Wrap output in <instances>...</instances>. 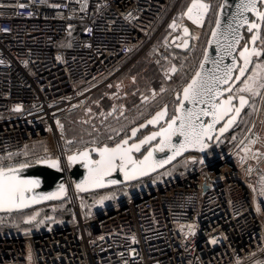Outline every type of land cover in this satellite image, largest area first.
I'll return each mask as SVG.
<instances>
[{
	"label": "built area",
	"instance_id": "2783aa9c",
	"mask_svg": "<svg viewBox=\"0 0 264 264\" xmlns=\"http://www.w3.org/2000/svg\"><path fill=\"white\" fill-rule=\"evenodd\" d=\"M191 2L0 0V157L42 141L44 158L64 164L78 150L67 143L63 119L148 51L174 76L202 32L183 18ZM186 27L191 43L180 53L174 44ZM261 83L264 75L247 127L226 150L198 152L176 176L125 184L99 209L69 189L68 223L47 215L31 230L0 229V264H264ZM9 218L0 215V224Z\"/></svg>",
	"mask_w": 264,
	"mask_h": 264
},
{
	"label": "snow or ice",
	"instance_id": "6c2138e0",
	"mask_svg": "<svg viewBox=\"0 0 264 264\" xmlns=\"http://www.w3.org/2000/svg\"><path fill=\"white\" fill-rule=\"evenodd\" d=\"M219 7L223 10L225 5L221 4ZM262 9H264V0H240L236 5V11L228 19L224 31L220 30L221 20L219 15L217 16L216 27L212 29L211 33L212 39L208 41L209 45L213 41L217 43V59L212 61L214 67L205 69V64L209 59L207 49H205L204 59L200 62L199 69L183 87L182 97L177 96L178 103L175 114L170 119H165L167 116L165 107L164 110L158 111L152 119L147 121L148 124L156 126L163 120L166 126H161L158 131L151 132L138 142L129 143V140L136 137L139 131L138 128H133L131 137L121 139L114 146L108 144L102 147L94 146L67 155L66 160L69 167L81 164L87 170L84 180L77 184V190L87 191L90 188L115 185L119 183L117 179H107L115 172H119L125 181L136 180L170 163L189 149L202 152L208 147L207 142L213 139L216 125L225 117H229L227 122L219 128V135L215 138L219 139L220 136H223L236 122L241 110L248 103L243 93L257 94V79L264 75V10ZM209 10V4L203 3L201 0H192L183 15L187 16L193 24L202 26L205 14ZM245 13H251L256 17V20H250ZM170 27L175 28V22ZM244 27L250 34V40H247L241 32ZM184 34L188 35L187 28H184ZM258 40L260 41L259 48L256 47ZM241 41H244L242 48L240 47ZM249 43L252 45L251 48L248 46ZM183 46L188 47L186 40L183 42ZM236 51H239V60L243 62L242 65L238 64L237 57L233 54ZM225 56H231L232 63L222 66ZM250 65H252L251 69H249ZM249 70L252 74L242 80ZM171 71L175 72L176 68L173 67ZM235 72L239 74L236 75ZM235 81L241 82L243 86L234 88L232 82ZM259 87L264 88V83H261ZM225 92L228 93V96L226 99H222ZM234 93L239 94V107H235L233 104L234 99L237 98ZM13 111H21L20 106L14 107ZM203 117H211V120L205 122ZM57 124L59 125V121ZM145 126L141 124L140 128ZM174 137L180 139L174 143ZM153 141L158 142L153 144ZM67 143L70 144L72 141ZM145 145L148 147L142 153L141 149ZM165 149L171 152L165 159L154 157L155 153H163ZM92 153H95V157ZM134 153H141L142 158H135ZM14 155L17 154L9 152L7 157H0V211L12 212L25 209L44 200L58 199L64 194L65 188L61 184L58 186L59 191L57 192L35 195L34 190L40 186V180L23 178L20 173L23 169L30 167V163L28 161L19 164L12 163ZM5 160L9 162L5 163ZM36 163H44L49 168L63 171L59 159L43 158L38 159ZM261 193L264 194V187H262ZM110 198L109 196L102 197L100 202ZM33 220H35V216H30L24 222L31 223ZM188 229L190 235L195 234L192 225H189ZM210 243L215 244L216 240L212 239Z\"/></svg>",
	"mask_w": 264,
	"mask_h": 264
},
{
	"label": "trees",
	"instance_id": "16d2710c",
	"mask_svg": "<svg viewBox=\"0 0 264 264\" xmlns=\"http://www.w3.org/2000/svg\"><path fill=\"white\" fill-rule=\"evenodd\" d=\"M205 1H208L207 3H210V11H208V13L206 14V20H205L206 21L205 26L207 27L206 31L208 33V31L211 29V27L214 23L217 7L219 5L220 0H205ZM187 4H188V1H186L184 3L183 7H186ZM243 36L246 39L248 37V35H246V34ZM206 37L204 38L203 42H206V40H207ZM242 42H244V41H242ZM204 46L205 45L203 43L199 53L196 52V54H199V56L196 57L194 61H191V62L189 61L191 63V64L188 63L189 65L187 66V67L190 66L189 69H185V71L183 73L179 74L178 76L176 75L177 76V77L175 76L176 78L174 77V79L172 81L173 85L171 84V86L172 87L174 86L175 89L171 93V97H170V100L174 101V103L172 104L169 102L171 107L167 106L168 115L173 114L174 106L177 103V101L175 99V94L177 92L181 91V89L188 82L189 78L192 76V74L195 71V69L198 65V62L201 58ZM153 55L154 54L152 51H148V52L144 53L143 55H141L139 57V60L137 62L133 63L127 70L125 69L122 74H124V72H125V74L130 73L131 75H136V77H137V79L141 85H143V84L146 85L149 83L153 84L158 78L157 72L154 69L153 65L150 62H148V59L152 58ZM136 96H138L137 93H136ZM90 101H89V103H90ZM136 102L137 101H134L133 103H136ZM251 103L253 104V100H251ZM251 103L248 107L247 113L245 115H243L241 117V119L239 120V122L237 123V128H236L234 135H233V137H235V139H237L242 134V132L245 130V128L247 127V124L249 122L251 112H252L251 111L252 110V104ZM105 104H109V103L105 102ZM132 104H128V107H130ZM155 110H153L151 112V114H147L145 117H143V114L148 112L147 110L146 111H141V110L135 111V109L133 108V109H129L123 116L121 115L120 118L113 119L112 122L108 125V127L114 125L115 123L116 124H115V126H112L114 128V131L111 130L110 133H113V132L116 133L117 130H119V129L124 131L123 135L118 137V139L114 143L119 141L122 137L126 136L128 134V131L131 128L141 124L143 121H145L147 118H149L155 112ZM78 115H80V114L77 111V112H74V113L68 115L67 117H65L63 119V126H64V130H65V135L68 137L75 138L76 142H77V144H76L77 147H80V148L89 147L92 145V143H89L90 139L85 137L86 132H83L84 131L83 127L80 125L79 122L76 121V118ZM91 132L92 133L88 136L89 138L94 137V134H93L94 131H91ZM233 137L226 140L225 142L218 141L215 145L212 143H209V147H208V149L205 150V153L212 154L214 152H223L235 140V139H233ZM114 143L112 142L111 144H108V143L107 144L113 145ZM96 145L101 146L102 143L100 141H98L96 143ZM74 149L75 148H73V150ZM45 150H46V146H44V142L32 144L31 146H29L27 148V150L25 151L24 154H22L20 156L13 157L11 162L15 163V164H19V163L28 161L30 164H32V163L36 162L38 159H42L45 157L42 154ZM197 154H198V151H195L194 153H190L189 155L184 156L185 163H187V165H184V164L179 165L177 163L179 161L178 160L177 162H175L176 164L173 163L172 165H170L166 169L160 171L157 174L152 175L151 177H157V176L163 175V174H169L172 177L176 176V175L182 173L183 171H185L189 167L188 165H189L190 161H188V158L191 156H195ZM142 181L143 180H140V181L134 182L132 184L137 185V184L141 183ZM106 193H108V196L111 197L110 198L111 201L108 200V202L112 203L113 202L112 200L115 197V195L122 193V189H121V187H117V188L113 187V188H109V189H105V190H101V191H97V192L87 194V195H85V199H86L87 204H89V206L92 207L93 203L90 199L95 198L96 195L98 196V195L106 194ZM48 204H50L49 206H51V207H47L46 209H44L38 215L39 217L37 216L38 219H36L35 221H32L31 223H25L24 222L26 219V216H24L22 218H18L17 212H19V211H14V212H9V213H1L0 215H3V216L5 214H9L10 218L6 223L0 224V229L4 230V228H15L16 230H21V229L22 230H31V229L36 228L37 225L43 219V217L47 216V215H54L55 217L62 218L64 220V222H66V223H68L70 221V219H71L70 211L66 205L65 200L49 202ZM26 210H29V209H26ZM26 210H24V211H26ZM24 211L22 210V212H24ZM2 227H4V228H2Z\"/></svg>",
	"mask_w": 264,
	"mask_h": 264
},
{
	"label": "rangeland",
	"instance_id": "374dc122",
	"mask_svg": "<svg viewBox=\"0 0 264 264\" xmlns=\"http://www.w3.org/2000/svg\"><path fill=\"white\" fill-rule=\"evenodd\" d=\"M201 2L210 5V3H207L208 1L201 0ZM206 14H205L204 22H203L202 26H197V25L193 24L192 21L187 18V16L183 15L184 20L188 21L190 24H192L194 26L200 27L202 32H201V35L199 36V39H198V42L196 44L194 52L189 57L184 59V62L181 66V69L177 70V73L174 76H172L170 78L167 75V68L169 65L167 63L162 62V58L159 55H153L152 58L148 59V62H150L153 65L154 69L157 72V76H158L157 80L153 84L149 83L146 85H144V84L141 85L140 82L138 81L136 75H131L130 73L125 74V72H124V74L120 75L117 79L112 81L108 86H106L102 90L96 92L91 97L90 103H88L84 108H82L80 111H78V113L80 115L77 116L76 121L79 122L80 125L83 127V129H84L83 132H86L85 137L90 139L89 143H92L91 146H97L96 143L98 141H100L102 143V145L103 144L105 145L107 143L111 144L112 142L114 143L118 139V137L122 136L124 131H122L121 129L117 130L116 133H114V132L110 133L111 130L114 131V128L112 126H115L116 123L112 126H109V127H108V125L112 122L113 119H118V118H120L121 115L123 116L129 109L134 108L135 111H137V110L146 111L147 110L148 111L147 113H145V114H143L144 112L142 113L143 117H145L147 114H151V112L155 109H156L155 112L160 110L164 105L171 107L169 102L172 104L174 103V101L170 100L171 93L175 89L174 86L173 87L171 86V84L173 85L172 81H173L174 77L176 75L178 76L179 74L183 73L185 71V69H189L190 66L189 67H187V66L189 64H191L190 62L194 61L195 58L199 56V54H196V52L199 53V51L202 47V44L204 43V45H205V43H206L203 41H204V38L206 36L208 37L209 31H210L209 30L208 33L206 31V28H207L205 26L206 25V21H205L206 20ZM180 53H182V52H180ZM202 54H203V52H202ZM201 57H202V55H201ZM138 60H139V58H137L136 60H134L132 62H128L127 63L128 65L125 69L127 70L133 63L137 62ZM198 64H199V62H198ZM251 74L252 73L250 70L248 75H251ZM240 86H243V85L240 83L237 87H240ZM136 93L138 96H136ZM245 94L249 95L251 100H253V104L251 103L252 104L251 115H252L253 111H254L253 109H254L256 99L259 96V89H258L257 94H250V93H245ZM134 101H137V102L133 103ZM105 102H107L109 104H105ZM128 104H132V105L130 107H128ZM250 118H251V116H250ZM91 131H94L93 132L94 137L89 138L88 136L92 133ZM66 137L72 141V143L69 145L70 149L73 150V148H75L74 150H78V151L84 149V148L77 147V145H76L77 142H76L75 138L68 137V136H66ZM109 137H112V139H109ZM93 142H95V143H93ZM36 143H39V142H36ZM46 144L47 143L44 142V146H46V149H48V145H46ZM180 159H179V161L177 160L178 162L176 161L179 165L180 164L187 165V163H185L184 157H182ZM105 196H108V193L101 194L98 196L96 195L95 198L90 199L92 201L93 207L95 209H99V208L103 207L104 204L109 203L108 200H110V199L103 200L102 203L100 202L101 198L105 197ZM49 205L50 204L46 203V204H43V205H40V206H37L34 208H29V210L25 209L26 211L23 210L24 212H22V210H21V212L20 211L17 212L18 213L17 217L22 218V217L26 216V218H27L30 216H35V220H36L39 217L38 215L44 209H46L47 207H51ZM66 205H67V203H66ZM35 220H33V221H35Z\"/></svg>",
	"mask_w": 264,
	"mask_h": 264
},
{
	"label": "water",
	"instance_id": "95a60500",
	"mask_svg": "<svg viewBox=\"0 0 264 264\" xmlns=\"http://www.w3.org/2000/svg\"><path fill=\"white\" fill-rule=\"evenodd\" d=\"M239 2H240V0H220L219 5L217 7L214 23H213V25H212V27H211V29L209 31V34H208V37H207V40H206V43H205V46H204V49H203V54H202V57H201V59L199 61V64H200V62L204 59L205 49H207L209 59H208V62L205 64V69L213 68L214 65L212 64V61L217 59V54H216L217 43L215 41H213V43L211 45L208 44V41L210 39H212V35H211L212 29H214L216 27V18H217V16L219 15V18L221 20V29L220 30L224 31L226 29V26H227V23H228V19L231 17L232 13H234L236 11V5ZM221 4L225 5L223 10H221V8L219 7ZM262 10H264V9H262ZM245 15H247L250 20H253V21L256 20V17L252 16L251 13H245ZM187 29H188V35L184 34V30L182 31V34L185 37L184 41L186 40L188 42V47H184L183 46V42L184 41L181 44H174V42H175V38L174 37L170 40V43L174 44V49H176L177 51L182 52V53H186V51L189 49V46H190V43H191L190 37H189L191 31H190L189 28H187ZM241 32H242L243 35H245V34L248 35L247 40H250V34L248 33L246 27L242 28ZM243 44H244V42L241 41V45H240L241 48H242ZM259 45H260V41L258 40L256 47L259 48L260 47ZM248 46L250 48L252 47V45L250 43H249ZM233 54L237 57L238 64L242 65L243 62L239 60V51H236ZM231 63H232L231 56H225V58H224V60L222 62V66L223 65H227V64H231ZM199 64H198V66H197L195 71H197L199 69ZM251 68H252V65L249 66V69H251ZM195 71H194V73L192 75L195 74ZM249 71L246 73L245 77H242V80L247 77ZM235 74L238 75L239 73L235 72ZM189 81H190V79L188 80V82ZM232 83H233V87L235 88L241 82L235 81V82H232ZM222 87H227V86H222ZM182 93H183V88L181 89V91L179 93H177L175 95L176 101H177V96L178 95H180L182 97ZM243 95L245 96V98L248 101V96H246L245 94H243ZM227 96H228V93L225 92L223 97H221V98L222 99H226ZM177 103L174 106L173 114L171 116H169V117H168V108H167L166 105L163 106L159 110V111L164 110L165 107H166L167 116L165 117V119H170L175 114V108L177 107ZM233 104H234L235 107H239L238 96H237V98L234 99ZM246 105L244 106V108L246 107ZM187 107H190V105H187ZM244 108L241 110V113L244 110ZM157 112H155L147 120H145L144 122L141 123V124L146 125L145 127L140 128L141 124L133 127V128H138L139 131L137 132L136 137H133L132 139L129 140V143L138 142L140 139H143L144 136L151 134V132L158 131L161 126H166L164 124L163 120H161L160 123L157 124L156 126H153V125L147 123V121L152 119L156 115ZM241 113H240V115H241ZM232 114H234V113H232ZM232 114H230V115H232ZM239 116L237 117L236 122H237ZM228 118L229 117H225L224 120L220 121V123H218L216 125V130L214 132L213 139H211V140H209L207 142L208 143V147H209V143H212V144L215 145L230 130V128L233 126L232 125L229 128V130L226 133L223 134V136H220L219 139L215 138L216 136L219 135V131H218L219 128L222 127L223 124L227 122ZM202 119L205 122H207V121L211 120V117H203ZM133 128H131L128 131V134L126 136L122 137L121 139H124L126 137H131V130ZM179 139L180 138H178V137H174L173 138V142L175 143ZM119 141H117V142H119ZM157 142L158 141H153L152 143L155 144ZM114 145H115V143L113 145H110V146H114ZM91 147H94V146H89V147H86V148H91ZM147 147H148V145H145L141 149V152L143 153L147 149ZM208 147L205 148L202 152L198 151V150L189 149L188 151H185L181 155L177 156L176 159L172 160L170 163H167L163 167L157 168L156 171L151 172L149 175L140 177V178H138L136 180L125 181L123 176L119 172H115V173L112 174L111 177H108L107 179H117L119 181V183H117L115 185H109V186L104 187V188H90L87 191H78L77 187H76L77 184H79L81 181H83L84 177L87 175V170L81 164H75V165H72L71 167H69L68 164H67V160L65 158L64 164L61 163V167L63 168V171H57L54 168H49L47 166V164H44V163H36V162L32 163V164H30V167L23 169L21 171L20 175L23 178H37V179L40 180V186L34 190V194L35 195H40L42 193L57 192V191H59L58 186L61 185V184L64 186L65 192L58 199H55V200H44V201H42L40 203L32 204L28 208H25V209L34 208V207H37V206H40V205H43V204H46V203H49V202H55V201L64 200L67 197L68 193H69V189H71L76 194L85 195V194H90V193H93V192H97V191H101V190H105V189H109V188H113V187H121V186H123L125 184H131V183L146 179V178H148V177H150V176H152L154 174H157L160 171L166 169L167 167H169L170 165L175 163L177 160H179L180 158H182L184 156L189 155L190 153H194L195 151H198L200 153H204L205 150L208 149ZM73 153H75V152H73ZM73 153H71V154H73ZM170 154H171V152L168 149H165V152H163V153H161V152L155 153L154 157L156 159H165L166 156L170 155ZM92 155H93V157H95V153H92ZM134 157L135 158H142L141 153H134ZM194 160H195V157H193V156L188 158V161H190V162H193ZM66 176H68V178L70 179V182H71L70 186H68L67 183L65 182ZM25 209H21V210H25ZM21 210H13L12 212L21 211ZM1 213H9V212L0 211V214Z\"/></svg>",
	"mask_w": 264,
	"mask_h": 264
},
{
	"label": "flooded vegetation",
	"instance_id": "af4514ba",
	"mask_svg": "<svg viewBox=\"0 0 264 264\" xmlns=\"http://www.w3.org/2000/svg\"><path fill=\"white\" fill-rule=\"evenodd\" d=\"M243 94H245V93H243ZM234 95L237 97L239 94H236V93H234ZM246 96H248V103H247V105H246V107L244 108V110L242 111V113H241V115L239 116V118H238V120H237V122L235 123V124H233V126L230 128V130L219 140L220 142H225L226 140H228V139H230V138H232L233 137V135H234V132H235V130H236V128H237V123L239 122V120L241 119V117L243 116V115H245L246 113H247V110H248V107H249V105H250V103H251V98H250V96L249 95H247V94H245ZM159 111V110H158ZM157 112V111H156ZM155 113V112H154ZM153 113V114H154ZM152 114V115H153ZM151 115V116H152ZM169 116H171V115H168V117ZM148 119V118H147ZM146 119V120H147ZM144 122V121H143Z\"/></svg>",
	"mask_w": 264,
	"mask_h": 264
},
{
	"label": "crops",
	"instance_id": "0c3cea01",
	"mask_svg": "<svg viewBox=\"0 0 264 264\" xmlns=\"http://www.w3.org/2000/svg\"><path fill=\"white\" fill-rule=\"evenodd\" d=\"M258 130L261 134V136L264 138V119L259 123ZM261 164L264 165V158L261 161Z\"/></svg>",
	"mask_w": 264,
	"mask_h": 264
},
{
	"label": "bare ground",
	"instance_id": "6f19581e",
	"mask_svg": "<svg viewBox=\"0 0 264 264\" xmlns=\"http://www.w3.org/2000/svg\"><path fill=\"white\" fill-rule=\"evenodd\" d=\"M65 161V160H64ZM117 188V187H116Z\"/></svg>",
	"mask_w": 264,
	"mask_h": 264
}]
</instances>
